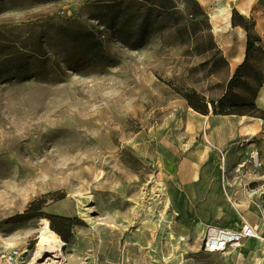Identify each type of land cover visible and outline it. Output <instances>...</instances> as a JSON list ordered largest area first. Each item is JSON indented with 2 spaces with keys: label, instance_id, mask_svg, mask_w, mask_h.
Masks as SVG:
<instances>
[{
  "label": "rangeland",
  "instance_id": "rangeland-1",
  "mask_svg": "<svg viewBox=\"0 0 264 264\" xmlns=\"http://www.w3.org/2000/svg\"><path fill=\"white\" fill-rule=\"evenodd\" d=\"M196 1L207 17L189 34L192 0H0V202L7 187L23 195L0 206V247L29 263L48 221L70 264H264L257 238L201 248L207 225L238 212L264 233V161L251 158L264 118L184 97L218 101L235 73L216 36L230 20L212 16L224 6L261 36L246 71L258 86L264 0Z\"/></svg>",
  "mask_w": 264,
  "mask_h": 264
},
{
  "label": "trees",
  "instance_id": "trees-1",
  "mask_svg": "<svg viewBox=\"0 0 264 264\" xmlns=\"http://www.w3.org/2000/svg\"><path fill=\"white\" fill-rule=\"evenodd\" d=\"M192 1L196 9L189 12L191 19L187 21V25L184 28L189 34L192 33L191 26L193 25V21L195 18H197L199 15H204L207 17V13L203 10L199 2H197L196 0ZM110 6H112V4H110ZM231 19L233 25H240L245 28L247 32V44L246 56L244 60L239 65H237L235 73L228 82L227 90L218 99V101L212 100L211 104H209L205 96L201 95L194 89L190 90V92L185 93L184 97L188 100L189 104L195 110L205 115L212 112L215 115L239 114L252 115L257 117L260 116L264 118V110L258 108L256 104V97L259 87L264 82V74H260L255 77L258 83V86L255 88L253 86V81L250 80V75L248 74V77L246 75L247 68L249 67L250 55L252 54L254 48L258 46V43L262 41V39L261 36L256 34V32L252 30V27H250V20L243 14H241L237 10V8H233ZM253 24L255 25L254 21ZM81 31L82 36L86 39V45L88 46V48H96L101 40L96 38L95 34L90 30ZM238 87L247 89V93L237 92L236 89Z\"/></svg>",
  "mask_w": 264,
  "mask_h": 264
},
{
  "label": "built area",
  "instance_id": "built-area-1",
  "mask_svg": "<svg viewBox=\"0 0 264 264\" xmlns=\"http://www.w3.org/2000/svg\"><path fill=\"white\" fill-rule=\"evenodd\" d=\"M251 158L256 166L263 165L258 148L252 150ZM250 238L261 240L264 246V233L261 232L259 224H251L244 220L239 229L209 224L205 229L201 248L210 253H224ZM0 264H26L25 250L17 247H0Z\"/></svg>",
  "mask_w": 264,
  "mask_h": 264
},
{
  "label": "bare ground",
  "instance_id": "bare-ground-1",
  "mask_svg": "<svg viewBox=\"0 0 264 264\" xmlns=\"http://www.w3.org/2000/svg\"><path fill=\"white\" fill-rule=\"evenodd\" d=\"M249 3H244L240 6L242 13H247V6ZM215 19L220 17L230 20L232 16V10L229 7H222L220 10L212 14ZM4 203L7 202H21L23 201V195L21 191L15 187H7L3 194ZM6 202V203H7ZM4 203L0 202V206ZM243 216L236 213L231 220L230 228L239 229L242 225ZM38 252L36 257L27 264H70V258L66 255L65 246L67 245L58 233L50 228L48 221L44 223L39 235ZM48 257V258H47ZM43 260V261H42Z\"/></svg>",
  "mask_w": 264,
  "mask_h": 264
},
{
  "label": "crops",
  "instance_id": "crops-1",
  "mask_svg": "<svg viewBox=\"0 0 264 264\" xmlns=\"http://www.w3.org/2000/svg\"><path fill=\"white\" fill-rule=\"evenodd\" d=\"M229 25H230L229 26L230 30H225V31L221 29L216 30V36L218 38L217 44L218 47L222 50V53L226 58V60L228 61V63L232 66H237L244 60L246 56L247 32L242 26L233 25L231 18ZM224 34L226 35L230 34V35L228 37H224ZM234 34H236L235 37L236 39H238V43H239L238 45H236V42L234 41L235 37L233 39L231 37V35ZM260 149H261V158L262 161H264V141L261 142ZM252 219L253 218L251 217L249 218V220L246 218L244 220L248 221L251 224H256L253 223L255 221ZM229 225H231V222ZM158 263L159 262H155V261L151 262V264H158Z\"/></svg>",
  "mask_w": 264,
  "mask_h": 264
}]
</instances>
